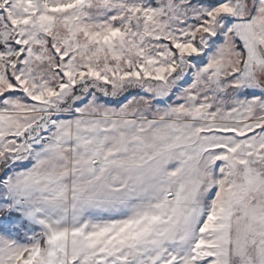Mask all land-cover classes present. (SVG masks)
<instances>
[{
  "label": "snow or ice",
  "instance_id": "1",
  "mask_svg": "<svg viewBox=\"0 0 264 264\" xmlns=\"http://www.w3.org/2000/svg\"><path fill=\"white\" fill-rule=\"evenodd\" d=\"M0 264H264V0H0Z\"/></svg>",
  "mask_w": 264,
  "mask_h": 264
}]
</instances>
